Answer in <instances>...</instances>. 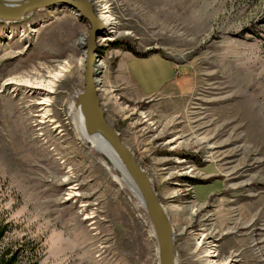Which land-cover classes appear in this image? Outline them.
<instances>
[{
    "label": "rangeland",
    "instance_id": "374dc122",
    "mask_svg": "<svg viewBox=\"0 0 264 264\" xmlns=\"http://www.w3.org/2000/svg\"><path fill=\"white\" fill-rule=\"evenodd\" d=\"M104 1L122 33L96 52L98 89L170 216L178 264H201L197 241L211 227L217 259L264 264V0ZM89 30L57 6L0 22V264H159L150 222L75 133ZM126 52L175 63H129L142 83L176 79L128 94L117 70ZM60 64L71 68L50 94L53 127L38 116L40 95L9 82ZM146 114L157 129L143 130ZM72 186L80 194L67 199Z\"/></svg>",
    "mask_w": 264,
    "mask_h": 264
},
{
    "label": "water",
    "instance_id": "95a60500",
    "mask_svg": "<svg viewBox=\"0 0 264 264\" xmlns=\"http://www.w3.org/2000/svg\"><path fill=\"white\" fill-rule=\"evenodd\" d=\"M56 6L61 9H74L90 28L88 34L84 37L83 33V39L80 38L82 50L86 51V54L84 87L77 95V104L83 111L86 127L89 132L99 133L108 141L127 170L153 227L158 243L159 264H177L174 226L164 210V204L153 185L152 178L132 148L124 142L121 133L108 120L102 98L96 89L95 75L98 62L96 52L101 47L99 34H104L105 27L98 15L93 12L92 3L87 0H0V22L16 23L29 14ZM86 146L90 149L89 144ZM101 157L108 167L114 170L116 176L123 179L122 172L114 167L105 155Z\"/></svg>",
    "mask_w": 264,
    "mask_h": 264
},
{
    "label": "bare ground",
    "instance_id": "6f19581e",
    "mask_svg": "<svg viewBox=\"0 0 264 264\" xmlns=\"http://www.w3.org/2000/svg\"><path fill=\"white\" fill-rule=\"evenodd\" d=\"M87 1H90L92 3L93 12L99 16L104 27L109 30V34L100 35V37H99L100 43H104L108 39H112L114 37L119 36L122 32H120L118 29V21L116 20L114 14L110 10L109 6L105 3V1L104 0H97V1L96 0H87ZM44 16H46V14ZM44 16H42V17H44ZM5 23H8V22H5ZM31 30L34 33V32H36L37 29L32 27ZM84 36H86V35H84ZM28 37H30V36H28ZM82 39H83V37H82ZM83 54L85 55L86 51H84ZM84 60H85V58H84ZM81 63H82V60H81ZM68 68H71L70 65L60 64L59 67L55 68L56 71L46 68L45 70H40L38 72L32 73L28 77V79H24L25 78L24 76L10 78V79H16V80L10 81L9 83H15V84H17L18 87L23 86L22 88L25 89V91H30L31 93L39 94L40 98H39V100L36 101V104L38 106V116H39L40 120H42L41 122H43V121H45V119H47V122H49V124L54 125L53 127H57V126H59V125H57V121L54 118L50 117V108H49L50 98H51L50 94L55 90L56 81L59 80V77L61 76L62 72H66L68 70ZM42 71H44V72H42ZM95 81H96V89L99 92V96H101V93L98 89V88H101L100 84H99V82L101 80L99 78L95 77ZM5 84H8V82ZM79 91H77V93L75 94L73 101H72V104L70 105V110H69L70 116L72 117V119H74L75 133L77 134V137L79 138L81 144H83V145L89 144L90 145L89 150L92 153V155H94L96 158H102L101 156L105 155L113 163L114 167H116L120 172H122L123 179H120L116 176L114 170L111 167H108V165L101 159L105 163V165L107 166V170L114 176V178H115V180H117L118 184L121 185V187L126 191L128 196L130 197L131 201L134 203V205L140 211L141 215L146 218V221H149V217L147 215V211L145 209V206L142 203L141 199L138 197L139 195H137V191L134 188V184L131 181V178H130L127 170L125 169L124 165L119 160V158L117 157V155L114 152L111 145L108 143V141L101 134L91 133L88 131V129L86 127L83 111L80 108V106H78V104H77V95H78ZM102 91H104V93H105L106 90L102 89ZM103 96L105 97V94H103ZM147 122H148L147 127L143 128L144 131H150V129H157L156 122L153 120L152 117H149L148 114H146L145 120L142 121V123H147ZM162 131H163V129H162ZM160 133H161V130H160ZM178 138L179 137H173V138L169 139L167 141V143L174 144V146H180V144L183 141H179ZM183 161L184 160H182V162ZM102 165H104V164H102ZM188 171H191V170H188ZM69 179H70V175L66 174L64 180L66 181ZM77 185H79V184H77ZM75 187H77V186L69 187L70 190H69L67 199H69L70 197L72 199L73 197H76L80 194L77 191V190H79V188H77V190H76ZM84 205H86V204L84 203ZM84 205L82 207H84ZM164 210L167 213L166 209H164ZM193 213H195V212L193 211ZM190 214H191V212H190ZM167 215H168V213H167ZM87 217L88 216L86 215V218ZM168 218L170 219L169 215H168ZM170 221H171V219H170ZM174 231H175V229H174ZM215 231H216L215 227H211V228H209V231L207 233H203V235L201 237L198 236L200 238L197 241V247H203L201 255L199 257L201 264H229V260L225 259V261H224V259H222V260L217 259V254L215 252L216 244L212 240V238H214V236H215V233H213ZM151 232L154 233V230ZM175 236H176V234H175ZM175 239H176V237H175ZM156 247L158 250L157 244H156ZM177 264H178V261H177Z\"/></svg>",
    "mask_w": 264,
    "mask_h": 264
},
{
    "label": "crops",
    "instance_id": "0c3cea01",
    "mask_svg": "<svg viewBox=\"0 0 264 264\" xmlns=\"http://www.w3.org/2000/svg\"><path fill=\"white\" fill-rule=\"evenodd\" d=\"M151 57H160L161 59L168 62V65H172L174 68L175 63L172 60H168L159 55H149V56H135L131 52H126L122 55L118 63V74L119 79H121L122 84L125 85L128 94H134L136 97L145 98L147 96H153L163 91L164 88L168 87L175 79L176 75L171 76H163V79L160 80V76L157 73V77L155 79H151V76H147V79L142 83L139 76L145 77L139 70L134 73L129 68V63L137 60L148 59ZM174 65V66H173ZM137 76V78H136ZM166 77V78H164ZM149 79L153 80L152 83H149Z\"/></svg>",
    "mask_w": 264,
    "mask_h": 264
}]
</instances>
